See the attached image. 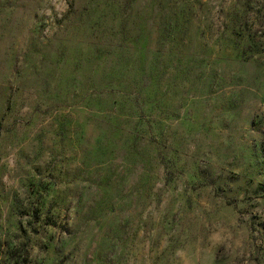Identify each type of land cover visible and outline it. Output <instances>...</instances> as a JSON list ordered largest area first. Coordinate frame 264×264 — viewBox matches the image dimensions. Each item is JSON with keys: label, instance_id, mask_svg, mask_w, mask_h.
<instances>
[{"label": "rangeland", "instance_id": "obj_1", "mask_svg": "<svg viewBox=\"0 0 264 264\" xmlns=\"http://www.w3.org/2000/svg\"><path fill=\"white\" fill-rule=\"evenodd\" d=\"M264 264V0H0V264Z\"/></svg>", "mask_w": 264, "mask_h": 264}, {"label": "trees", "instance_id": "obj_2", "mask_svg": "<svg viewBox=\"0 0 264 264\" xmlns=\"http://www.w3.org/2000/svg\"><path fill=\"white\" fill-rule=\"evenodd\" d=\"M14 264H17V261H16V263H14Z\"/></svg>", "mask_w": 264, "mask_h": 264}]
</instances>
